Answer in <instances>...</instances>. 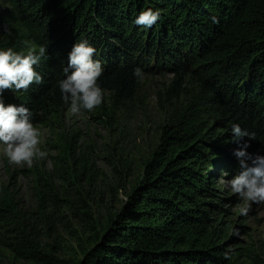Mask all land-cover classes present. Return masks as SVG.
<instances>
[{"label":"trees","instance_id":"1","mask_svg":"<svg viewBox=\"0 0 264 264\" xmlns=\"http://www.w3.org/2000/svg\"><path fill=\"white\" fill-rule=\"evenodd\" d=\"M148 7L162 9L161 19L151 29L137 27L135 17ZM81 38L97 49L96 58L105 69L101 86L117 96L133 97L135 68L149 71V66L159 60L166 63L171 56L181 81L190 74L196 77L206 102L162 125L140 178L103 227L91 214L89 199L82 197L84 191L77 189L75 206L70 194L60 197L56 184L57 179L73 182L67 173L78 180L95 169L88 150L80 151L77 135L54 169L38 174L35 212L23 206L17 190L0 185V252L51 264L234 260L233 254L225 259L233 238L226 239L223 222L218 221L224 202L233 197L218 183L223 172L225 177L241 171L233 155L240 146L231 142L233 123L254 136L240 142L250 144L247 151L264 155V0H0V48L19 51L29 42L46 46L50 57L38 68L44 83L17 95L6 90V104L29 107L35 125L64 111L68 106L57 81ZM60 204L91 232L80 244V253L67 260L47 252L36 215L42 218L47 208ZM251 264L264 263L255 256Z\"/></svg>","mask_w":264,"mask_h":264},{"label":"rangeland","instance_id":"2","mask_svg":"<svg viewBox=\"0 0 264 264\" xmlns=\"http://www.w3.org/2000/svg\"><path fill=\"white\" fill-rule=\"evenodd\" d=\"M168 60L166 63L159 60L155 67L149 66V71H143V79L137 82L130 99L107 90L105 102L92 112L71 116L67 107L56 117L36 124L42 133L40 147L47 156L34 158L31 166L11 164L0 150V185L17 190L23 206L35 212L38 174L52 171L70 140L77 135L80 151L88 150L95 169L93 173L80 174L78 180L67 173L66 177L73 182L57 179L56 184L60 197L70 194L69 199L76 201L75 206L78 205L77 189L84 191L82 197L89 199L91 214L99 227H103L109 216L123 206L127 193L140 178L146 160L159 141L162 125L206 102L207 96L196 77L190 74L182 82L181 76L175 73L173 58L170 56ZM103 108L110 110L108 116L103 115ZM232 177L233 174L223 178L226 182ZM229 196L233 200L224 202V213L218 220L223 222L226 239L233 238L226 248L234 249L235 259L227 264H251L255 256L264 263V203H253L244 216L240 214L244 202L236 194L229 192ZM36 215L42 244L57 259L76 257L81 251L80 244H85L91 235L84 222L62 204L47 208L42 218ZM0 264L51 263L16 257L2 249Z\"/></svg>","mask_w":264,"mask_h":264},{"label":"clouds","instance_id":"3","mask_svg":"<svg viewBox=\"0 0 264 264\" xmlns=\"http://www.w3.org/2000/svg\"><path fill=\"white\" fill-rule=\"evenodd\" d=\"M163 10L148 7L137 15L133 23L143 29H151L161 19ZM215 22V18H213ZM46 46L25 42L17 51L13 47L0 48V150L14 165L31 166L34 158H45L47 153L40 147L41 130L34 124L33 111L23 103L6 104L4 93L10 90L19 94L30 86L42 85L44 76L38 68L49 59ZM97 57V49L88 39H78L68 53V63L63 69V78L57 81L61 99L68 106V114L78 116L84 111L92 112L105 102L107 90L100 84L104 66ZM132 75L137 81L143 79V69L137 67ZM244 137L254 139L239 123L231 125V142L240 144L233 155L239 161L241 171L225 182L222 173L218 186L227 187L238 195L244 206L240 214L247 216L253 203H264V155L249 153V143H240ZM234 254V249L225 251V259Z\"/></svg>","mask_w":264,"mask_h":264}]
</instances>
